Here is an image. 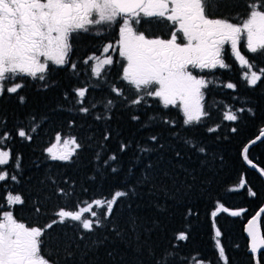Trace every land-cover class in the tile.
I'll use <instances>...</instances> for the list:
<instances>
[{
	"label": "trees",
	"instance_id": "16d2710c",
	"mask_svg": "<svg viewBox=\"0 0 264 264\" xmlns=\"http://www.w3.org/2000/svg\"><path fill=\"white\" fill-rule=\"evenodd\" d=\"M234 13L240 17L246 15V12H231L230 15ZM76 36L71 42L75 48L70 54L75 70L51 65L45 81L22 78L25 86L18 94L0 96V133L7 131L13 137L6 147H10L14 157L19 156L20 164L15 173L19 183L10 187L14 194H21L26 201L24 205L16 206L14 215L23 218L24 222L35 221L33 207L37 204H46L47 208L56 204L70 207L74 204L78 208L93 199L110 198L116 190L134 189V194L118 201L110 218V223L124 232L125 237L130 235L131 219L141 229L133 242L137 238L147 239L157 251L170 242L179 243L176 264H191L194 260L220 264L219 250L215 247L217 239L225 245L230 264H253L251 256L246 253L243 225L263 205L264 183L255 171L245 165L242 150L264 126V76L255 86H249L242 75L245 69L234 62L227 63L229 67L226 69L209 72L206 78L209 77L211 83L204 90V103L210 115L201 124L185 128L177 109H162L151 99V108L129 109L123 106L121 98L111 92L114 85L127 87L120 79L119 64L105 68L101 77L96 78L92 75L91 63L85 64L84 60L91 52L97 51L96 47L100 48L103 41L96 40L95 44L88 33ZM240 50L254 65L252 70L259 73L264 68V53H248L243 43ZM227 83L235 84V90L228 89ZM78 88L88 89L83 104L78 103L79 98L75 95ZM127 94L131 97V93ZM18 96L24 97L23 103ZM109 99L115 103L111 110L106 108ZM82 107L89 108L87 115L80 111ZM227 111L234 112L238 119L234 122L224 120L223 114ZM132 114H138L140 121L131 120ZM97 115H111L112 119L96 120ZM150 116L158 119L151 122L150 127H142ZM161 117L174 120L176 128L160 122ZM33 125L36 132L32 134L31 142L22 141L16 135L18 126L28 128ZM109 127L112 139L107 142L104 155L118 153L120 141L130 142L126 153H118V174L98 167L95 159L102 134ZM213 127L217 131L208 130ZM173 131L178 132L179 137H174ZM57 133L64 137L75 136L83 145L70 163L51 161L47 157L45 149L53 143ZM150 135H157L164 148L152 146L155 150L141 154L137 144L151 146L147 139ZM185 137L194 139L205 151L200 153L187 147L183 142ZM177 151L181 153L179 157L175 155ZM247 157L264 170V139L248 149ZM149 164L151 168H148ZM8 168L11 170L12 165ZM241 180L245 182L244 188H240ZM124 185L127 189L122 187ZM57 189H65L71 192V196L61 197ZM248 189L256 196L249 195ZM218 205H223L230 212L242 210V214L233 217L217 212L213 218L211 212L216 211ZM51 219L50 215H41L39 222L43 224ZM261 219L264 230V214ZM75 228L68 222L54 225L49 230V250L59 248V255L53 252V258L59 259L60 264H64L65 243H81L74 239ZM217 230L222 233L219 238L215 237ZM179 231L189 233V240L175 241L174 236ZM87 235L104 242L98 250L88 252L83 258L84 264L151 262L147 252L138 257L127 239H118L111 229L101 228L95 234ZM88 244V240L82 242L81 251ZM76 255L80 257V252Z\"/></svg>",
	"mask_w": 264,
	"mask_h": 264
},
{
	"label": "snow or ice",
	"instance_id": "6c2138e0",
	"mask_svg": "<svg viewBox=\"0 0 264 264\" xmlns=\"http://www.w3.org/2000/svg\"><path fill=\"white\" fill-rule=\"evenodd\" d=\"M222 3L223 0H0V96L18 94L25 86L22 78L45 81L50 65L68 66L75 70L76 65L69 58L74 35L93 30V34H103L107 27H115L117 38L115 43L109 42L102 48L103 58L90 55L84 60L85 64L95 61L91 67L92 75L99 79L105 68L119 64L120 79L127 87L114 85L111 92L121 98L123 106L129 109L151 108V99L162 109H177L185 128L199 125L210 115L205 110L204 90L209 88L211 81L197 73L228 68L224 59L226 46L235 60L249 70L244 74L249 86H255L264 76V68L259 73L252 70L254 65L240 50L241 41H244L248 53H264V0H247V12L243 17H218L212 9H218ZM153 29L159 30L161 34L154 35ZM110 52L118 59L114 60ZM226 87L235 90L236 85L227 83ZM87 91V88L75 90L78 103H84ZM127 93H131V97ZM18 99L24 102L23 96H18ZM113 107L115 103L109 99L106 108L111 110ZM80 111L87 115L89 108L82 107ZM95 119L110 121L112 117L97 115ZM157 119V116H150L142 127H150L151 122ZM159 119L170 128H176L174 120L164 117ZM223 119L234 122L238 117L234 112L227 111ZM131 120L140 121V116L132 114ZM208 130L215 132L217 128ZM34 132L35 125L28 128L18 126L16 129V135L27 142L33 140ZM261 134L264 135V132ZM172 135L179 137L175 131ZM12 139L9 132L0 133V264H60L59 259L53 258V252L59 255V248L49 250V230L54 225L68 222L76 226L74 239L81 243L88 240L89 244L81 251V243L67 241L63 247L64 264H78V261L84 264L83 258L88 252L98 250L104 242L98 238L92 239L87 234H95L101 228L111 229L118 239L126 238L138 257L147 252L151 257L150 264H176L179 243L170 242L157 251L147 239L137 238L133 242L136 233L141 231L135 220H129L130 235L127 237L110 223L118 201L134 194V189L116 190L110 198L93 199L78 208L74 204L71 207L56 204L52 208L37 204L33 207L35 221L24 222L23 218L14 215L16 206H22L26 201L21 194H14V189L10 187L13 183H19L15 173L20 168L19 156L14 157L10 147H6ZM111 139L109 127L102 134V143L98 145L95 159L98 167L118 174L119 154L129 150L130 142H119V154L109 152L104 155L107 142ZM147 139L151 146L137 144L141 154L155 150L152 146L164 148L157 135H150ZM54 141L45 149L51 161L70 163L83 147L78 138L71 135L65 138L57 133ZM183 142L194 151H205L194 139L185 137ZM243 151L247 161L248 149L244 148ZM175 155L179 157L181 153L177 151ZM10 164L11 170L8 168ZM151 167L149 164L148 168ZM261 175L264 176V170H261ZM122 187L127 189L126 185ZM244 187L245 182L241 180L240 188ZM57 194L61 197L71 196V192L65 189H57ZM248 194L256 196L251 189H248ZM217 212L228 213L233 217L242 214V210L229 212L223 205H218L211 216L215 218ZM260 212H264V208ZM260 212L247 225V236L250 238L248 250L254 264H264V253H261L264 235H261L256 223ZM188 214H192L191 210ZM41 215H50L52 219L42 224L39 222ZM221 235L220 230L215 232V237ZM174 240L187 241L189 233L179 231ZM215 247L219 250V259L223 264H228L225 248L219 239ZM77 252H80V257H77Z\"/></svg>",
	"mask_w": 264,
	"mask_h": 264
},
{
	"label": "flooded vegetation",
	"instance_id": "af4514ba",
	"mask_svg": "<svg viewBox=\"0 0 264 264\" xmlns=\"http://www.w3.org/2000/svg\"><path fill=\"white\" fill-rule=\"evenodd\" d=\"M246 4H247V0H223V3L219 6V8H213L212 11L216 13V15L219 17L221 15L223 16H232V17H236V16H239L238 14L234 13V14H231V12H247V7H246ZM230 12V13H228ZM147 27V26H145ZM116 32H117V29L115 27H107L106 30L103 32V34H93L94 33V30L92 32H89L88 35H89V38L91 40H93V42H95L96 44V40H100V41H103L102 42V45L101 47H96L97 51L95 52H91L90 55H99L100 54V50L101 48H103L107 43L111 42V43H115V40H116ZM83 34V33H81ZM153 34L154 35H160L161 33L159 32V30H156V29H153ZM77 36L74 35V39L76 38ZM72 38V40H73ZM71 40V42H72ZM242 43L244 44L245 46V43L243 41H241V44H240V48H241V45ZM72 44V43H71ZM94 44V45H95ZM75 47L72 46V51L71 53L73 52ZM70 53V54H71ZM89 55V54H88ZM113 55V53H112ZM75 57H77L75 55ZM117 57L116 55H114L113 58ZM70 58V57H69ZM74 58V57H73ZM224 59H225V62L226 63H235L237 64L238 62L234 59V56L231 55V52H230V48L228 46H226V49H225V53H224ZM93 62L94 61H89V63H91V65L93 66ZM51 66V65H50ZM219 69V68H218ZM198 75H201V76H204V77H207L208 75V72H204V73H197ZM230 212V211H229ZM246 223V222H245ZM245 225V224H244ZM244 225H243V235L245 237V234H244ZM260 227H261V231H262V235L264 233V230H263V227H262V219L260 220ZM245 240H246V253L248 255L251 256V254L248 252V240L247 238L245 237ZM221 242V241H220ZM221 246H223L225 248V252H226V247L225 245L223 244V242H221ZM233 248H235V246H233ZM261 253H264V250L261 251ZM226 256H227V253H226ZM228 258V256H227ZM253 264H254V261L252 260ZM220 264H223V261L220 260ZM228 264H230V261L228 259ZM235 264H238V263H235ZM246 264V263H245Z\"/></svg>",
	"mask_w": 264,
	"mask_h": 264
},
{
	"label": "water",
	"instance_id": "95a60500",
	"mask_svg": "<svg viewBox=\"0 0 264 264\" xmlns=\"http://www.w3.org/2000/svg\"><path fill=\"white\" fill-rule=\"evenodd\" d=\"M262 132H264V126L261 128V131H260L259 135L257 136V137H259V139H257V137H255V138L252 139L250 142H248L244 148L249 149L251 146H253V145L256 144L257 142H259V141H261L262 139H264V135L261 134ZM253 141H255V143H253ZM244 148H243V150H244ZM243 150H242V158H243V160H244L245 165H246L249 169L255 171V172L260 176V178L263 180V183H264V176L261 175V169H260L256 164H254L253 162H251L249 159H248L247 161L244 159L245 153H244ZM252 165H255V167H253ZM261 208H264V202H263V205L259 208V210H258L254 215H252V216L247 220V222H246L245 225H244V234H245V237H246L247 240H248V246H249V244H250V238L247 236V225H248V221H249L250 219H252L253 216H255L258 212H260V209H261ZM262 214H264V212H260V215H259V217H257V221H256V223H257V227H258V229L260 230L261 235H262V231H261V227H260V220H261V216H262ZM263 250H264V249H262L261 251H263ZM248 252L250 253L249 250H248ZM250 254H251V253H250Z\"/></svg>",
	"mask_w": 264,
	"mask_h": 264
},
{
	"label": "rangeland",
	"instance_id": "374dc122",
	"mask_svg": "<svg viewBox=\"0 0 264 264\" xmlns=\"http://www.w3.org/2000/svg\"><path fill=\"white\" fill-rule=\"evenodd\" d=\"M244 42V41H243ZM246 47V46H245ZM101 50H102V48H101ZM100 50V54L99 55H97V56H100L101 58H103V53H102V51ZM110 54H112L111 52H110ZM234 59H235V57H234ZM238 62V61H237ZM94 63H95V61L93 62V65H94ZM239 66H241L240 65V63L238 62L237 63ZM242 67V66H241ZM242 68H244L245 70H243V77H244V74L246 73V72H248L249 70L246 68V67H242ZM209 73V72H208ZM211 73V72H210ZM210 76V75H209ZM208 79H210L209 77H208ZM65 138H66V136H65ZM55 141H53V143H54ZM51 146V145H50ZM191 264H207V263H205V262H202V261H200V260H194Z\"/></svg>",
	"mask_w": 264,
	"mask_h": 264
}]
</instances>
